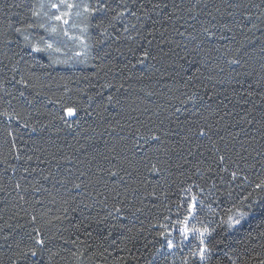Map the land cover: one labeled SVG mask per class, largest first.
I'll use <instances>...</instances> for the list:
<instances>
[{"label":"trees","instance_id":"1","mask_svg":"<svg viewBox=\"0 0 264 264\" xmlns=\"http://www.w3.org/2000/svg\"><path fill=\"white\" fill-rule=\"evenodd\" d=\"M42 2L0 0V112L13 116H0V264H31L21 252L34 228L47 243L41 264H76L77 249L83 264H193L189 249L165 251L161 235L181 224L191 197L203 201L195 216L207 225L264 180V0H102L136 15L81 17L90 47L76 57L62 46L53 55L67 66L13 32L19 44L2 42L8 24L31 21ZM161 2L168 7L153 9ZM71 105L79 115L65 124ZM261 232L259 216L239 231L217 228L210 264H261Z\"/></svg>","mask_w":264,"mask_h":264},{"label":"snow or ice","instance_id":"2","mask_svg":"<svg viewBox=\"0 0 264 264\" xmlns=\"http://www.w3.org/2000/svg\"><path fill=\"white\" fill-rule=\"evenodd\" d=\"M135 2V0H134ZM199 2V0H198ZM206 6V5H205ZM49 9H55L54 12H42L41 10L44 8V4L40 5V8L37 9L34 6L29 9L31 12V21L26 17L25 20L21 21L19 26H14L11 23L8 24L7 29L5 30L3 34V44L4 45H12L13 43L19 44V41H14L10 36L8 35L9 32L15 33L17 36L21 37L23 40V47L25 49H30L33 53H46L48 55L49 60H51L53 65H60L64 64L67 66L66 60H60L57 59L53 54H60L62 52L61 47L59 46L58 41H56L55 37H67L68 40L75 42H79L78 47L81 49L80 51L74 52V56L81 57L86 56L88 54V49L90 45H88L85 42V33L87 32L88 25L85 24L84 27L80 28L81 35H73L69 32V27L75 28L77 25L73 22L70 24V20L73 15L76 17H83L85 21H90L92 18H97V13H105L107 11H113L116 12L115 9L111 8L108 4L103 3L102 0H96L95 4H89V3H77L76 0H56L55 3H50L48 5ZM140 7H143V4L140 5ZM167 3H154L153 9H159L160 11H163V9L167 8ZM76 10L73 13V10ZM130 13L131 15L135 16L136 11L132 10L127 7V4L125 3V9L116 12L115 15L111 17V20L119 21L121 20L125 14ZM44 16L47 18L48 22H41L40 17ZM139 19V17H137ZM100 20V23L96 25V27H101L103 24L104 17H98ZM250 19V17H249ZM259 19V17H257ZM254 28L256 27L255 23L252 25ZM133 27H135L133 25ZM35 28H41L44 32L48 33L49 36L53 37V40L50 42L49 40L45 39L43 36L40 37H33L30 30ZM125 31H127V28H125ZM206 33H209L208 29L204 30ZM104 33H101L103 35ZM180 35H184L183 33H180ZM212 36L209 34V39H211ZM188 39H195L194 36H189ZM19 55V53H17ZM149 58V53L145 51L143 53V56L138 59L137 63L141 66L144 65V62ZM9 59H11L9 57ZM18 63V61H17ZM230 64H239L240 61L238 59H232L229 61ZM133 67H136V64H133ZM17 71L16 64L12 65V72L15 73ZM15 78L14 76L12 77ZM18 83L24 85L27 87V83L21 78ZM105 87H112L111 85H105ZM123 87V85H121ZM39 94V93H37ZM21 96L24 95L23 92L20 93ZM113 100V97L111 95L107 96V102L111 103ZM103 101H101V104ZM64 115L61 116V120L64 121L65 124H68L69 121L65 119V117L71 118L72 120H75L78 115L80 109H78L75 105L66 106L64 108ZM84 111L90 116L92 115L91 112L87 111V108L84 109ZM177 111H180L178 108ZM0 116H5L9 120L13 119V116L10 115L7 112H0ZM27 127V124L24 125ZM32 131L35 132L36 129L32 128ZM11 135V133H10ZM199 136H205L207 135L206 131L204 129H200L198 131ZM152 140H159L160 137L158 136H152ZM15 147V145H13ZM19 159V157H17ZM219 162L221 165L225 162V156L221 155L219 156ZM153 171H156V166H152ZM227 170V169H225ZM117 172H112V176H116ZM232 179L236 180L238 179L237 173L232 172L231 173ZM17 188H20V185H16ZM75 187L78 189L80 188L79 184H76ZM2 190V189H0ZM190 190V189H189ZM255 195L253 192H249L247 196L243 197L239 202H234L232 207L228 209L226 213V218H221L219 220H214L209 222L207 225H201L200 227H196L195 224H190L189 221L196 219L195 212L197 210V204L200 205L203 204V201L197 200L196 196L191 197V202L188 204L187 207V213L188 215L185 216L184 220L181 222L182 226L179 228L180 234L183 236L184 239H188L189 233L194 234L199 239V245L195 252L192 253L193 257V264H210L211 257H212V250H211V244L212 241L209 239V237H212L213 233L216 232V229L219 228L223 231H239L241 230L244 225L248 222H250L254 217L259 216L261 220V227H264V180H261L260 183L255 185ZM21 199H24V197L21 196ZM39 202V201H38ZM67 211V209H65ZM116 213H120V209H115ZM108 215H112L110 212ZM119 218V217H118ZM57 220H62L63 217L57 216ZM106 219V217H105ZM37 221V217L35 215L32 216L31 222L35 223ZM103 221H97V223H102ZM51 223V221H49ZM215 223V227L212 226V224ZM33 232L35 233L34 236L31 237V239L34 241V244L32 247L28 248L27 251L21 252V255L27 258L28 256H31L35 258L31 261V264H41L42 261V253L47 247L46 240L43 238L42 233L39 228H34ZM261 235H264V232L260 233ZM87 235H91V233H87ZM162 236L166 239L167 247L169 250H171L173 247H175L174 241L171 238V232H168L167 234L161 233ZM134 237H128V239H133ZM67 243V241H65ZM81 243H84L81 241ZM84 253L81 252L79 249L77 251L72 253V256L76 259V264H83L82 257ZM231 259V257H229ZM50 262V258H49ZM261 264H264V261H261Z\"/></svg>","mask_w":264,"mask_h":264},{"label":"rangeland","instance_id":"3","mask_svg":"<svg viewBox=\"0 0 264 264\" xmlns=\"http://www.w3.org/2000/svg\"><path fill=\"white\" fill-rule=\"evenodd\" d=\"M56 0H43L42 4H44V8H45V11L44 12H54L55 9H49L48 5L50 3H55ZM77 3L80 2V0H76ZM43 8V9H44ZM76 10L74 9L73 10V13L75 12ZM80 18L81 17H76L75 15L72 16L71 20H70V24L71 23H75L77 25V27L75 28H71L69 27V32L70 34H73V35H81L80 33V28L82 27L81 23L79 22L80 21ZM48 22V21H47ZM49 35V34H48ZM53 38L50 36V39ZM56 41H58V43L60 44L61 42V49H62V46H64L66 49H70L71 46H74L77 48V51H80L81 49L78 47V44L79 42H73L71 40H68L67 37H55ZM53 40V39H52ZM51 40V41H52ZM50 41V42H51ZM63 50V49H62ZM190 224H195L196 227H200L201 224H200V221L199 219H193L191 221H189ZM182 226V224H179L178 226H175L173 227L171 230H168V232H171V238L173 239L174 241V244H175V247H173L171 250L168 249L167 247V242H165V251H172V252H175V251H182L183 248H185L186 250H191L192 253L196 251L198 245H199V239L192 233H189V237L188 239H184L183 236L180 234L179 232V228ZM166 233V234H167Z\"/></svg>","mask_w":264,"mask_h":264}]
</instances>
